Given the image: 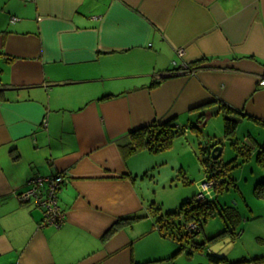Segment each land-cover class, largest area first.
I'll return each mask as SVG.
<instances>
[{
    "label": "crops",
    "instance_id": "1",
    "mask_svg": "<svg viewBox=\"0 0 264 264\" xmlns=\"http://www.w3.org/2000/svg\"><path fill=\"white\" fill-rule=\"evenodd\" d=\"M224 111L241 120L219 139L241 142L243 124L247 151L260 148L264 0H0V264H226L176 251L138 185L150 156L120 149L169 119L210 140L204 123ZM49 174L65 178L60 226L25 197Z\"/></svg>",
    "mask_w": 264,
    "mask_h": 264
},
{
    "label": "rangeland",
    "instance_id": "2",
    "mask_svg": "<svg viewBox=\"0 0 264 264\" xmlns=\"http://www.w3.org/2000/svg\"><path fill=\"white\" fill-rule=\"evenodd\" d=\"M183 71L185 69L182 68L179 72ZM210 117L208 125L204 123L202 133L208 134L209 131H214L217 138H222V134H225L223 112H216ZM243 131L247 129L241 124L238 131V135L241 133L239 135L241 142L237 144L232 141L225 143L221 140L220 144L224 147L221 158L230 162L224 177L227 182L232 181L233 184L223 189L222 192L210 188L213 200H221V205L225 208H220L221 211L213 210L208 217L202 214L201 223L204 231L195 235L196 239H205L206 235L211 232L219 233V229H223L226 225L231 230L235 229L238 232L237 235L234 237L231 233L217 235L218 239L214 240L210 247L215 253L229 257L264 255V198L254 194L256 182L264 177V167L257 159L260 148L254 147L252 154H245L249 146L242 138ZM199 133V130L189 128L182 135L174 137L171 146L167 149L151 152L152 155L140 152V157L137 158L138 161H142L145 156H150L146 161L150 160L151 169L145 176L138 177V185L140 188L146 187V191L142 193L150 199L147 201L150 211L152 202H155L153 205L161 209L155 213V219L161 217L166 220L170 216L175 229L178 231L180 224L185 234L187 230L182 226L184 213L181 212L180 207L195 203L194 196L202 191V182L207 176L205 165L198 154L200 145L208 146V140H199ZM258 136L263 146L264 134H258ZM221 182L220 180L218 183ZM184 202L187 203L183 204ZM236 217L239 218L236 219ZM205 218H207L206 221ZM189 262L199 264V255L179 260L180 264H190Z\"/></svg>",
    "mask_w": 264,
    "mask_h": 264
},
{
    "label": "trees",
    "instance_id": "3",
    "mask_svg": "<svg viewBox=\"0 0 264 264\" xmlns=\"http://www.w3.org/2000/svg\"><path fill=\"white\" fill-rule=\"evenodd\" d=\"M222 111V108H221ZM224 115V132L228 139L233 140L232 134L235 132V129L240 122V117L233 115L229 112H223ZM192 128L197 127V124L192 123L190 124ZM185 132V127L180 125L175 119H169L164 123H153L150 125L143 126L139 129L132 130L130 132V140L125 143L121 144V150L125 154V156L130 154H136L144 150H148L151 152H159L167 149L171 146L173 142V138L176 136H180ZM221 139L217 138V136H213L208 140V146L204 147L200 145V153L198 156L200 157L203 165H205L206 169V179L204 181H213V185L211 188L215 189L216 191L222 192L223 189L227 188L229 185L233 184V182H227L226 178L224 177L225 170L229 166L230 162L224 161L221 156L219 158H213L212 156V148L216 145L220 144ZM259 149V148H258ZM250 155V152L247 151L245 153ZM257 159L259 163L264 167V145L260 147L257 155ZM256 182L254 186V194L258 197L264 198V177H261ZM221 183H218L219 181ZM199 193L194 196L195 203L190 204L189 206H182L180 207L181 212L184 213V224L183 227L186 228L187 234L183 232V229L180 227L177 231L174 226V222L170 216L165 220L164 218L160 219L156 217V224L159 225L161 232L164 233L166 237L173 239L176 242V251H183L186 250L188 254H193L195 251H201L203 253H207V255L211 258L213 262H224L226 264H235L234 261L229 260L225 256L216 255L211 253L210 245L215 239L208 238V239H196L195 235H198L203 232V225H202V214L205 217H208L212 214L213 210L225 208L221 204V200L215 201L213 200L212 192L205 193L203 198H198ZM155 202L151 203V213L153 216H156L155 213L160 211L161 209L159 206L153 205ZM184 202L183 204H186ZM189 203V202H188ZM220 205V206H219ZM221 208V209H220ZM180 212V211H179ZM178 212V213H179ZM174 214H177L174 212ZM221 214V212L219 213ZM147 215V214H146ZM146 215L144 214H133L131 216H127V220H131V222L137 221L139 219L144 218ZM170 215V214H169ZM239 217H236L238 219ZM124 219V218H123ZM207 218H205L206 221ZM120 221H117L114 226L108 229L106 235L109 236L115 232L116 227L119 225ZM195 223L197 227L195 229L190 228V224ZM225 232L232 233L233 236L237 235L238 232L231 230L228 225L224 228ZM211 242V243H210ZM239 262H256L261 263L264 262V255L248 258H242ZM237 263V262H236ZM133 264H144L143 262L134 261Z\"/></svg>",
    "mask_w": 264,
    "mask_h": 264
},
{
    "label": "built area",
    "instance_id": "4",
    "mask_svg": "<svg viewBox=\"0 0 264 264\" xmlns=\"http://www.w3.org/2000/svg\"><path fill=\"white\" fill-rule=\"evenodd\" d=\"M179 54H183V49H179ZM176 62V61H175ZM184 67H187V64L183 63ZM180 70H175V72H179ZM65 178L61 174H49L47 176H41L38 178L36 182H43L45 184V190H41L39 186H35L32 191L27 192L25 197H29V193H32L37 200V204L44 208L45 215H44V223L47 224H56L60 226L65 219V213L62 209L61 205L59 204V190L61 188L62 183L64 182ZM35 182V181H34ZM33 183V182H32ZM213 181H203L202 182V191L199 192L198 198H203L205 193H210L211 186L213 185ZM37 187V188H36ZM197 224L192 223L190 224L191 229H195Z\"/></svg>",
    "mask_w": 264,
    "mask_h": 264
},
{
    "label": "water",
    "instance_id": "5",
    "mask_svg": "<svg viewBox=\"0 0 264 264\" xmlns=\"http://www.w3.org/2000/svg\"><path fill=\"white\" fill-rule=\"evenodd\" d=\"M179 73L180 72H175V70H171L170 72H167L164 77H170L173 75H177ZM222 152H223V145L221 144L216 145L214 148H212V151H211L212 156L215 159L219 158L222 155Z\"/></svg>",
    "mask_w": 264,
    "mask_h": 264
}]
</instances>
